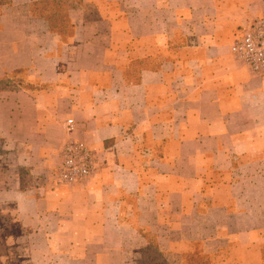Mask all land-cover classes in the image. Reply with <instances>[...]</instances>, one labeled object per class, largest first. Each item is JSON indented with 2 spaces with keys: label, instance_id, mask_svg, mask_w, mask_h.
<instances>
[{
  "label": "crops",
  "instance_id": "1",
  "mask_svg": "<svg viewBox=\"0 0 264 264\" xmlns=\"http://www.w3.org/2000/svg\"><path fill=\"white\" fill-rule=\"evenodd\" d=\"M38 1L0 9V81L17 83L0 91V264H129L147 236L264 264V78L230 53L264 0H72L65 34ZM68 140L95 170L62 186Z\"/></svg>",
  "mask_w": 264,
  "mask_h": 264
},
{
  "label": "built area",
  "instance_id": "2",
  "mask_svg": "<svg viewBox=\"0 0 264 264\" xmlns=\"http://www.w3.org/2000/svg\"><path fill=\"white\" fill-rule=\"evenodd\" d=\"M230 53L253 75L264 78V17L252 20L238 31ZM94 170L93 152L82 141L68 140L62 147L54 182L73 186L91 176Z\"/></svg>",
  "mask_w": 264,
  "mask_h": 264
},
{
  "label": "trees",
  "instance_id": "3",
  "mask_svg": "<svg viewBox=\"0 0 264 264\" xmlns=\"http://www.w3.org/2000/svg\"><path fill=\"white\" fill-rule=\"evenodd\" d=\"M11 3V0H0V9ZM72 0H42L31 5V12L35 16L44 18L53 30L63 34L70 30L69 9ZM6 81H0V91L6 87ZM147 244L139 252L137 264H172L167 254L161 252L153 236H147Z\"/></svg>",
  "mask_w": 264,
  "mask_h": 264
},
{
  "label": "rangeland",
  "instance_id": "4",
  "mask_svg": "<svg viewBox=\"0 0 264 264\" xmlns=\"http://www.w3.org/2000/svg\"><path fill=\"white\" fill-rule=\"evenodd\" d=\"M22 10L23 9L20 8L18 12H21ZM12 78H14L13 80H17L16 75L13 76ZM5 85L8 89H13L17 87V83H13L12 81H8V83ZM52 170H53V167L49 169L50 171L49 177H50V181L53 180L54 182V178H53L54 172H52ZM139 252L140 251H138V254H135L133 252L131 253L127 252V254L124 257L129 262V264H137L139 260ZM167 257L172 264H212L214 261L213 259H211V257L205 256L199 253L197 250L189 254H184V255L174 254L172 256L167 255Z\"/></svg>",
  "mask_w": 264,
  "mask_h": 264
}]
</instances>
